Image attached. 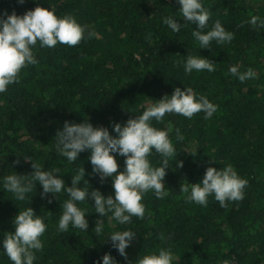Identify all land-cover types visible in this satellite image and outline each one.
Instances as JSON below:
<instances>
[{
	"label": "trees",
	"instance_id": "obj_1",
	"mask_svg": "<svg viewBox=\"0 0 264 264\" xmlns=\"http://www.w3.org/2000/svg\"><path fill=\"white\" fill-rule=\"evenodd\" d=\"M37 2L41 7L52 6L61 16L75 17L96 35L73 47L37 46L38 64L24 68L19 82L0 94V242L14 232L12 221L18 212L31 207L48 225L41 237L43 249L35 252V264H95L105 253L117 264H135L140 255L162 247L172 250L175 264H264V28L247 23L253 16L264 19V0H203L211 13L203 31L219 21L234 33L231 43L213 41L211 49H200L192 35L200 29L179 17L176 0ZM37 2L25 0L21 5L17 0H0V12L15 10L23 15ZM168 15L187 25L173 33L163 23ZM188 54L209 58L216 70L186 74L183 64ZM234 65L241 73L251 69L255 78L240 82L229 72ZM177 87L207 97L217 111L208 120L201 112L191 119L166 114L162 121L152 122L162 130L171 125L170 139L177 152L169 160L164 181L171 194L157 199L148 192L142 201L143 219L133 217L122 225L106 217L103 234L97 236L94 228L100 217L89 199L78 205L89 212L86 232L70 226L61 233L57 225L66 193L42 199V186L37 184L28 199L20 202L3 188V177L14 172L31 174L33 162L44 170L59 168L66 186L83 167L90 191L113 194L110 178L101 183L91 174L89 152L80 153L73 164L56 153L57 130L65 121L89 122L108 127L115 135L112 123H126ZM194 150L195 155L186 152ZM149 159L154 167L163 160L155 153ZM117 160L122 171L124 158ZM179 161L183 167L177 166ZM229 165L248 181L242 201L222 208L209 197L205 207L188 202L187 194L180 191L181 185L200 182L207 167ZM125 230L136 233L126 249L127 260L110 240L105 241L108 234ZM0 264L12 262L0 255Z\"/></svg>",
	"mask_w": 264,
	"mask_h": 264
},
{
	"label": "clouds",
	"instance_id": "obj_2",
	"mask_svg": "<svg viewBox=\"0 0 264 264\" xmlns=\"http://www.w3.org/2000/svg\"><path fill=\"white\" fill-rule=\"evenodd\" d=\"M21 5L25 0H17ZM37 2V0H33ZM180 5L179 17L186 22L197 24L200 30L192 35L199 43L200 49H211V43H231L234 33L227 31L216 21L210 30L203 31L208 26L211 13L204 7L203 0H176ZM163 23L173 32L179 33L185 25H181L173 15L163 18ZM253 28H264V19L253 16L247 21ZM96 35L89 26L80 24L71 15H59L55 8L37 6L18 15L15 10L11 14L7 10L0 12V94L7 92L9 86L19 82L21 71L37 65L35 55L39 48L53 49L57 45L76 46L82 40L91 39ZM186 74L196 72H214L215 63L202 56L187 55L183 64ZM231 75L240 82L255 78L251 69L239 72L238 66L229 68ZM217 111V106L202 95H197L191 88H175L171 95H165L158 103L147 106L140 115L127 120L126 123H112L109 128L94 127L89 122L71 123L65 121L63 128L56 132V153L66 158L67 163H76L80 153L89 152L88 160L92 166V175L97 176L101 183L111 179L113 194L105 196L99 189H92L85 179L83 167L72 176L71 186H66L60 176L59 168L44 170L43 166L32 162L33 172L20 175L14 172L2 179L3 188L13 194L16 201L24 202L29 194L42 186L41 198L52 194L66 193L63 202L57 230L68 232L69 227L86 232L89 221L86 219L88 210L78 205L91 199L94 201L95 213L99 214L94 232L97 236L103 234L104 218L115 220L119 224H129L132 218L143 219L145 205L142 202L148 192H153L157 199H164L171 193L165 188L166 169L169 160L173 161L177 149L170 139L171 125L166 129H158L152 122H160L166 114L181 115L191 119L197 113H204V119H211ZM195 155L197 150L192 152ZM153 153L163 158L159 167H154L149 157ZM117 157L124 158V168L120 171ZM31 160L30 157H25ZM19 163V161H17ZM183 167V161L177 163ZM83 181V186L80 184ZM190 185V187H189ZM246 179L241 178L232 166L207 167L202 180L198 183L181 185L180 191L187 194L188 202L207 206L209 197L226 208L230 202H239L245 198ZM49 203L52 201L49 200ZM110 214V215H109ZM14 232L4 236L0 242V255H5L12 264H35V252L43 249L41 237L47 230L45 218L37 215L31 207L19 211L12 221ZM136 233L131 230L114 231L107 236L111 245L127 260L126 249L131 245ZM176 257L170 248H160L158 251L139 256L135 264H175ZM95 264H117L110 253H105ZM132 264V262H129Z\"/></svg>",
	"mask_w": 264,
	"mask_h": 264
}]
</instances>
